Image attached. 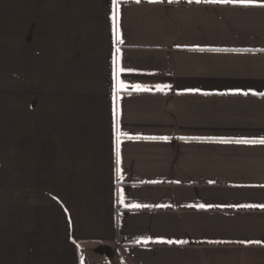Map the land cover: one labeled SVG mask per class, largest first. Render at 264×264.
<instances>
[{
  "label": "crops",
  "instance_id": "1",
  "mask_svg": "<svg viewBox=\"0 0 264 264\" xmlns=\"http://www.w3.org/2000/svg\"><path fill=\"white\" fill-rule=\"evenodd\" d=\"M0 44V264H264V7L0 0Z\"/></svg>",
  "mask_w": 264,
  "mask_h": 264
},
{
  "label": "snow or ice",
  "instance_id": "2",
  "mask_svg": "<svg viewBox=\"0 0 264 264\" xmlns=\"http://www.w3.org/2000/svg\"><path fill=\"white\" fill-rule=\"evenodd\" d=\"M114 2V6H116L118 8V5L120 3V0H113ZM137 2H139V0H137ZM152 2H157V0H152ZM197 2H199V0H197ZM209 2H219V3H231V4H239L242 6H261L264 7V3L261 2V0H209ZM113 20V24L114 26L118 24V15L117 13L113 14L112 17ZM116 34H117V42L118 43H122V40L119 38V29L118 27L115 28ZM117 53L119 54V49H117ZM117 72H122L125 71V69L119 67V60H117ZM117 81L120 87H124L123 82L119 80V75L117 74ZM163 87H167V86H162L161 90H163ZM137 88H139V86H137ZM236 143H243V144H264V139H260V140H238L235 141ZM117 158H118V162H119V145H117ZM119 172V169H118ZM169 243H171L169 241ZM179 243H185L183 241H180Z\"/></svg>",
  "mask_w": 264,
  "mask_h": 264
},
{
  "label": "rangeland",
  "instance_id": "3",
  "mask_svg": "<svg viewBox=\"0 0 264 264\" xmlns=\"http://www.w3.org/2000/svg\"><path fill=\"white\" fill-rule=\"evenodd\" d=\"M4 46L5 44H0V85H2V80H4V78L1 77V74H2L1 70H4V51H5ZM5 124H6L5 123V96H4V93L0 92V152L4 151L3 148L5 146ZM0 190H1V187H0ZM4 196H5V193L3 194L0 193V199H3ZM4 213H5V203L4 201L0 200V230H4L5 228V222L3 220ZM92 261L93 260H90V262Z\"/></svg>",
  "mask_w": 264,
  "mask_h": 264
}]
</instances>
